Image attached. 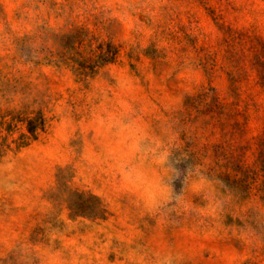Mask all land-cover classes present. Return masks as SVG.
I'll list each match as a JSON object with an SVG mask.
<instances>
[{
	"label": "rangeland",
	"instance_id": "rangeland-1",
	"mask_svg": "<svg viewBox=\"0 0 264 264\" xmlns=\"http://www.w3.org/2000/svg\"><path fill=\"white\" fill-rule=\"evenodd\" d=\"M0 264H264V0H0Z\"/></svg>",
	"mask_w": 264,
	"mask_h": 264
},
{
	"label": "clouds",
	"instance_id": "clouds-1",
	"mask_svg": "<svg viewBox=\"0 0 264 264\" xmlns=\"http://www.w3.org/2000/svg\"><path fill=\"white\" fill-rule=\"evenodd\" d=\"M168 155L167 153L162 154L160 157L159 163L163 164L167 161ZM182 163L181 160H177L175 164L173 165L176 173H179V165ZM186 172L190 173L189 169H185ZM129 177H132L133 173L130 172ZM135 179L140 182V184L143 186V194L148 200V202L152 205H156L160 202H170L173 199L180 203L183 200V193H184V187H183V181L181 190L179 192H176L174 189V183L176 180L180 179L179 175L170 176L169 177V183H165L162 179H151L147 177L144 173L136 172L135 173ZM203 183V180L194 182L191 185V190L196 191L199 189L200 185Z\"/></svg>",
	"mask_w": 264,
	"mask_h": 264
}]
</instances>
